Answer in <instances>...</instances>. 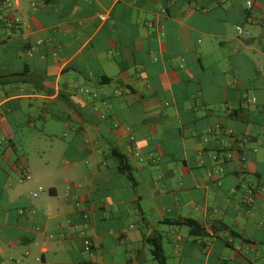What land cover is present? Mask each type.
<instances>
[{"label":"crops","instance_id":"0c3cea01","mask_svg":"<svg viewBox=\"0 0 264 264\" xmlns=\"http://www.w3.org/2000/svg\"><path fill=\"white\" fill-rule=\"evenodd\" d=\"M156 237L264 264V0H0V264H161Z\"/></svg>","mask_w":264,"mask_h":264},{"label":"trees","instance_id":"16d2710c","mask_svg":"<svg viewBox=\"0 0 264 264\" xmlns=\"http://www.w3.org/2000/svg\"><path fill=\"white\" fill-rule=\"evenodd\" d=\"M118 156L121 159L123 169H128V166H126V164H125V158L122 155H118ZM175 223H177V224L188 223V224L193 226L192 230L194 233H201L202 232V228L199 227L198 224L192 219L177 220V221H175ZM151 241L154 243L153 252H154L156 259L161 264H165L166 259H165V255H164V251H163V247H162V242H161L160 238L156 237V238L151 239Z\"/></svg>","mask_w":264,"mask_h":264},{"label":"built area","instance_id":"2783aa9c","mask_svg":"<svg viewBox=\"0 0 264 264\" xmlns=\"http://www.w3.org/2000/svg\"><path fill=\"white\" fill-rule=\"evenodd\" d=\"M252 2L248 1V6L251 7ZM102 19L106 18V15H101ZM237 31L239 34H243V35H248L249 32H247L246 30H244V28H242L241 26L237 27ZM94 96L96 97V94H94ZM211 131V130H210ZM253 191L250 190L249 195H252ZM36 195V194H35ZM248 201H251L252 198L251 196L247 197ZM83 249L85 252H87L91 257L94 256V243L93 240L89 237L84 235L83 237Z\"/></svg>","mask_w":264,"mask_h":264}]
</instances>
